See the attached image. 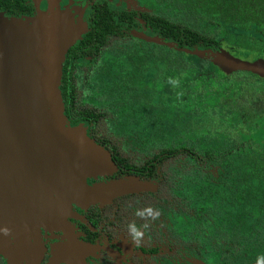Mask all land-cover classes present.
Wrapping results in <instances>:
<instances>
[{
    "label": "trees",
    "instance_id": "obj_1",
    "mask_svg": "<svg viewBox=\"0 0 264 264\" xmlns=\"http://www.w3.org/2000/svg\"><path fill=\"white\" fill-rule=\"evenodd\" d=\"M143 2L148 18L138 26L165 44L128 35L125 14L96 10L65 57L64 115L108 152L117 180L150 187L108 201L126 232L143 218L214 263H257L264 258V143L253 135L264 130V77L225 72L185 51L264 61V0Z\"/></svg>",
    "mask_w": 264,
    "mask_h": 264
},
{
    "label": "water",
    "instance_id": "obj_2",
    "mask_svg": "<svg viewBox=\"0 0 264 264\" xmlns=\"http://www.w3.org/2000/svg\"><path fill=\"white\" fill-rule=\"evenodd\" d=\"M85 32L57 8L28 21L0 17L1 242L6 234L28 240L39 227L62 225L73 216L76 201L89 206L150 189L128 178L103 199L97 186L87 185L88 179L111 174L113 164L83 124L70 126L59 89L67 52ZM185 52L211 58L225 72L245 70L264 77L261 60L246 62L223 50Z\"/></svg>",
    "mask_w": 264,
    "mask_h": 264
},
{
    "label": "flooded vegetation",
    "instance_id": "obj_3",
    "mask_svg": "<svg viewBox=\"0 0 264 264\" xmlns=\"http://www.w3.org/2000/svg\"><path fill=\"white\" fill-rule=\"evenodd\" d=\"M75 1L61 0V5L76 3ZM81 2H85L91 12L86 19L88 11L84 10L82 18L87 24L86 34L91 29L96 10L105 9L114 17L125 14L123 18L129 21L120 19L125 22L123 29L128 35L138 37L144 34L153 37L145 25L138 26L140 22L143 24L142 16L148 18L143 0ZM45 8L46 0H0V17L28 21L45 13ZM61 10L66 11V6H62ZM109 177L116 181L125 180H117L119 178L115 177V173ZM109 177L107 176L108 180ZM102 179H91L87 184L96 186ZM108 201L109 199L106 200ZM108 203H95L85 206L86 208H78L72 204L73 216L64 222L69 226L67 233L60 229L39 227L28 240L21 236L15 240L12 234L9 237L6 234L4 240H0V264H217L207 260L208 255L202 248L181 245L167 232L166 225L143 223L141 218L133 222L126 232L121 227L122 218L119 216L118 206L113 202ZM136 204H140V201ZM63 227L61 225L58 228ZM64 237L67 243L61 245L63 249L56 251L60 246L58 240ZM58 254L63 257L57 258ZM254 264H264V258Z\"/></svg>",
    "mask_w": 264,
    "mask_h": 264
},
{
    "label": "rangeland",
    "instance_id": "obj_4",
    "mask_svg": "<svg viewBox=\"0 0 264 264\" xmlns=\"http://www.w3.org/2000/svg\"><path fill=\"white\" fill-rule=\"evenodd\" d=\"M81 1H84V0H76L75 2L76 3H69V4H65V5H61L62 2L61 0H46V10L45 11H50V10H53L55 8L59 9L61 12H64V13H67V15H69L70 17L74 18V23H77L79 22L80 25L86 27V32H87V24L85 23V21L82 19L84 18V15H85V11H88V13L86 14V19H88V17L91 15V12H89V7L88 5L85 3V2H81ZM64 7L66 6V11H62L61 10V7ZM83 9V10H82ZM85 10V11H84ZM73 11V12H72ZM84 11V12H83ZM86 32L83 34V36L86 34ZM82 36V37H83ZM141 36H145L147 38H150L148 37L147 35H141ZM245 54V53H244ZM243 52L238 54L237 57L241 58V59H244V60H248L250 62H255V57L256 55H244ZM253 57V58H252ZM253 137H256V139L262 141L264 143V130L262 131H257V133H255L253 135ZM112 168H113V172L109 175L105 174L104 176L101 175V176H98L97 178H103L96 186L98 187V189H100L102 191V198H106V196H108V192L111 190V189H114L113 192H115L116 190H119V185H117L120 181H116V180H113L112 177H109L111 175H113L114 171H115V167L112 165ZM107 176L110 178V180H108ZM96 178V179H97ZM96 179H93V180H96ZM123 179H126V178H123ZM88 180H91V179H88ZM87 180V181H88ZM88 185V184H87ZM89 186V185H88ZM90 187H93V188H96L95 186H90ZM108 190V192H107ZM112 192V193H113ZM111 193V194H112ZM105 195V196H104ZM91 199H93V197H91ZM94 201V199L92 200ZM77 203H75V205H77L78 208L82 207V208H86L88 207L86 203H83L82 201H76ZM90 202V201H89ZM85 204V205H83ZM86 206V207H85ZM64 225L63 228H58L60 227L61 225H57L55 228H52L50 226V229L54 230V229H60L62 230L64 233H67V231H69V226H67L68 224L64 223L62 224ZM67 240H68V237L66 236ZM67 240L65 239V237L63 239H59L58 242L60 244V246H58V248L56 249V251H60L62 248V244L63 243H67ZM69 242V240H68ZM63 256L61 254H58L57 255V258H62Z\"/></svg>",
    "mask_w": 264,
    "mask_h": 264
}]
</instances>
